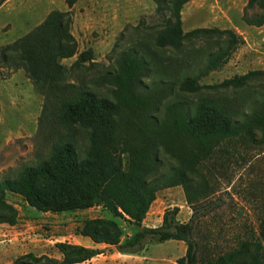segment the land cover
Segmentation results:
<instances>
[{
	"label": "trees",
	"instance_id": "trees-1",
	"mask_svg": "<svg viewBox=\"0 0 264 264\" xmlns=\"http://www.w3.org/2000/svg\"><path fill=\"white\" fill-rule=\"evenodd\" d=\"M152 1L156 4L155 48L180 51L188 39L217 38L220 44L196 75L166 85L168 91L177 85L184 94L202 96L195 104H171L162 117L156 115L154 100L142 94L153 65L138 47L120 53L114 66L94 79L97 90L83 77L70 81L97 64L93 49L79 52L72 32L76 0H66L69 10H52L29 33L1 47L0 65L11 72L23 70L44 97L40 119L48 114L54 127L85 131L88 146L81 156L73 138L61 137L47 159L24 167L14 179L0 180V225L16 226L19 221V211L7 200L10 192L44 213L101 207L136 229L123 238L116 220L89 219L76 229V235L105 248L59 242L55 247L60 258L27 253L14 264H83L109 253L137 256L148 244L172 240L186 246L177 264H264V218L259 234L245 226L234 244L223 249L212 245L220 235L198 230L209 198L202 171H210L209 165L220 160L224 165L243 157L242 152L250 148L264 147V70L202 85L203 79L230 62L245 39L231 29L199 28L185 33L182 12L193 0ZM243 21L263 27L264 0H249ZM117 46L118 42L112 52ZM75 57L72 65L64 63ZM104 86L110 88L108 94L102 92ZM135 114L143 117L139 123L132 119ZM161 153L176 162L167 173L160 171ZM178 186L192 209L190 220L179 222L180 209L175 207L164 212L160 227L144 226L159 191Z\"/></svg>",
	"mask_w": 264,
	"mask_h": 264
},
{
	"label": "rangeland",
	"instance_id": "rangeland-1",
	"mask_svg": "<svg viewBox=\"0 0 264 264\" xmlns=\"http://www.w3.org/2000/svg\"><path fill=\"white\" fill-rule=\"evenodd\" d=\"M248 1L193 0L184 7L185 33L199 28L231 29L245 39L230 62L203 79L202 85H216L250 71L264 70V26L252 27L243 21ZM56 9L69 10L66 0H7L5 3L0 0V49L29 33ZM155 11L156 4L152 0H76L72 32L79 43V52L93 49L97 64L80 76L71 77L70 81L77 82L83 77L92 89L97 90L94 79L112 68L120 53L138 47L152 61V73L150 78L144 79L142 94L154 100L152 102L158 107L157 117H162L173 103L195 104L202 95L184 94L177 85L168 91L166 85L176 82L179 77L196 75L206 57L220 46L218 39H188L180 51L157 49L154 46ZM122 32L124 35L119 39ZM117 42L118 46L112 52ZM75 60L76 57L64 63L70 66ZM0 66V180L14 179L24 167L35 166L47 159L61 137L73 138L82 156L88 146L86 132L54 127L48 114L40 119L44 97L35 90L23 70L11 72ZM158 82L162 83L160 88ZM102 92L108 94L110 88L104 86ZM132 119L139 123L143 117L135 114ZM242 153L243 157H235L228 164L222 165L220 160L209 165L210 171H202L208 183L209 198L198 230L220 235L218 243L212 244L218 245L217 249L234 244L235 237L245 232V226L249 232L253 230L259 234L260 221L264 218V147L250 148ZM160 159L161 173L176 166V162L163 153ZM7 200L19 211V221L16 226L0 225V264H14L18 257L27 253L60 258L55 245L76 243V229L93 218L116 220L123 229V238L136 232L125 220L115 218L101 207L55 214L38 211L23 197L10 192ZM175 207L180 209L178 221L187 223L192 209L186 202L183 188L159 191L145 226L160 227L164 212ZM185 253V244L172 240L148 244L137 256L109 254L85 264H176Z\"/></svg>",
	"mask_w": 264,
	"mask_h": 264
},
{
	"label": "crops",
	"instance_id": "crops-1",
	"mask_svg": "<svg viewBox=\"0 0 264 264\" xmlns=\"http://www.w3.org/2000/svg\"><path fill=\"white\" fill-rule=\"evenodd\" d=\"M66 61V60H65ZM146 221V220H145ZM144 226H145V222H144ZM75 236V240H76V243H74V244H78V245H82V246H86V247H89V248H94V249H103V248H105L106 246L105 245H97V244H95L90 238H87V237H83V236H80V235H74ZM85 238V239H84ZM71 243V242H70ZM109 254H111V253H109ZM109 254H107V255H109ZM113 254H118V253H113ZM107 255H100V256H98V257H96V258H94V259H92L91 261H88V262H92V261H94L95 259H97V258H100V257H103V256H106L107 257ZM119 255H121V254H119ZM88 262H86V263H88ZM83 264H85V263H83ZM105 264V263H104ZM177 264V263H176Z\"/></svg>",
	"mask_w": 264,
	"mask_h": 264
}]
</instances>
